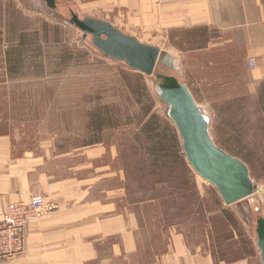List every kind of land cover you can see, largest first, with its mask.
<instances>
[{
  "label": "rangeland",
  "instance_id": "rangeland-1",
  "mask_svg": "<svg viewBox=\"0 0 264 264\" xmlns=\"http://www.w3.org/2000/svg\"><path fill=\"white\" fill-rule=\"evenodd\" d=\"M73 13L91 16L67 0H0V132L11 134L16 152L67 153L59 164H88L83 170L75 168L73 173L81 177H92L98 166H104L106 174L107 169L121 171L118 204L122 212L136 216L138 264H160L177 234L191 252L259 264L264 84L254 89L248 74H221L224 62L212 65L208 51L191 49L193 30L189 35L174 29L154 44L161 56L154 73L144 74L142 90L135 77L141 72L103 55L91 36L84 39L71 23ZM126 27L124 33L133 31L142 42L153 40L144 30ZM163 74L178 77L194 92L209 118L213 141L248 166L256 185L252 195L226 204L189 162L194 186L184 179L183 166L173 154L165 162L167 168L155 164L157 151L150 137L168 136L155 122L154 134L147 132L145 122L156 114L175 126L160 97ZM97 149L105 153L91 158ZM118 185L116 177L99 188ZM94 195L102 197L98 189Z\"/></svg>",
  "mask_w": 264,
  "mask_h": 264
},
{
  "label": "crops",
  "instance_id": "crops-1",
  "mask_svg": "<svg viewBox=\"0 0 264 264\" xmlns=\"http://www.w3.org/2000/svg\"><path fill=\"white\" fill-rule=\"evenodd\" d=\"M67 1L122 31L126 32V26L144 30L153 39L150 44H157L159 37L171 36L174 29L189 35L193 30L195 46L191 49L208 51L212 65L224 62L225 72L221 74H248L253 81L249 86L254 89L264 84V0ZM250 59L255 60L254 67L249 65ZM96 151L91 158L105 153V149ZM67 156L16 152L11 134L0 132V205L28 203L33 196L41 195L54 206L30 222L24 253L0 260V264H138V222L135 214L122 212L118 204L121 171L107 169L106 174L105 167L98 166L92 177H81L73 173L75 168L83 170L89 168L88 164L57 162ZM116 177L117 187L99 188ZM97 189L102 197L94 195ZM160 264L251 263L246 259L216 260L211 254L191 252L182 235L177 234Z\"/></svg>",
  "mask_w": 264,
  "mask_h": 264
},
{
  "label": "water",
  "instance_id": "water-1",
  "mask_svg": "<svg viewBox=\"0 0 264 264\" xmlns=\"http://www.w3.org/2000/svg\"><path fill=\"white\" fill-rule=\"evenodd\" d=\"M71 23L92 37V45L103 55L127 64L132 70L146 75L154 73L161 48L124 33L110 21L72 14ZM160 96L169 106V117L175 124L188 162L206 182L214 185L226 204L252 195L256 185L248 166L240 158L218 146L210 133V121L195 100L188 85L174 75H163ZM257 245L264 264V216L257 220Z\"/></svg>",
  "mask_w": 264,
  "mask_h": 264
},
{
  "label": "built area",
  "instance_id": "built-area-1",
  "mask_svg": "<svg viewBox=\"0 0 264 264\" xmlns=\"http://www.w3.org/2000/svg\"><path fill=\"white\" fill-rule=\"evenodd\" d=\"M249 65L255 66L250 59ZM54 206L44 196L36 195L27 202H9L0 205V260L14 259L26 249L27 229L31 221L44 216Z\"/></svg>",
  "mask_w": 264,
  "mask_h": 264
},
{
  "label": "trees",
  "instance_id": "trees-1",
  "mask_svg": "<svg viewBox=\"0 0 264 264\" xmlns=\"http://www.w3.org/2000/svg\"><path fill=\"white\" fill-rule=\"evenodd\" d=\"M171 66H173V65H171ZM137 74L138 75H136L135 77H136V80L138 81L137 82L138 85H140V88L142 87L143 89L146 90L145 83L142 79L144 74H142V73H137ZM163 75H167V74H163ZM163 75L161 76L162 81H164ZM153 103H154V101H153ZM152 105L153 104L151 103L149 109H151ZM151 120H153V121H151ZM154 122L156 124L158 123V126L163 128L164 133H166L168 136L167 137L168 139L167 138H160L159 135H156L154 138H153V135L151 136L152 138L150 137V140L152 139L154 141L151 145V148L153 150L157 151V152H155V153H157L155 155V157H156L155 164H157V166L160 167L161 169L167 168V166H165V165H167V163H165V162L167 159H169L170 155L173 154L174 158L176 157L183 166V172L185 173L184 179L186 178V180H188L189 182H193V186H194L196 184V181L194 179L195 177L193 175L192 169L189 166L186 155L183 151L182 142L180 139V135L176 129V126H174L168 119L160 117L159 115H156V114H152L150 119L145 122L144 129L149 133L151 130L152 134H154L155 128H152V126H151ZM167 148L171 151L170 154H168V155H167V153H165ZM160 151H164V153L162 154V153H160Z\"/></svg>",
  "mask_w": 264,
  "mask_h": 264
},
{
  "label": "bare ground",
  "instance_id": "bare-ground-1",
  "mask_svg": "<svg viewBox=\"0 0 264 264\" xmlns=\"http://www.w3.org/2000/svg\"><path fill=\"white\" fill-rule=\"evenodd\" d=\"M32 222V221H31Z\"/></svg>",
  "mask_w": 264,
  "mask_h": 264
}]
</instances>
